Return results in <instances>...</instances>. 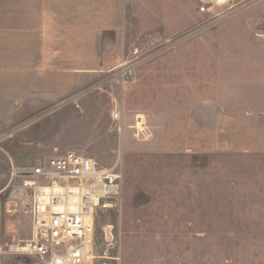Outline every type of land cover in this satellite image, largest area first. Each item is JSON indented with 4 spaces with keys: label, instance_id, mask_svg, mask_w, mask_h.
<instances>
[{
    "label": "rangeland",
    "instance_id": "rangeland-1",
    "mask_svg": "<svg viewBox=\"0 0 264 264\" xmlns=\"http://www.w3.org/2000/svg\"><path fill=\"white\" fill-rule=\"evenodd\" d=\"M197 3L202 5L201 0ZM239 12L217 24L206 14L170 40L158 32L134 31L122 60L135 50L144 59L133 83L115 79L119 64L56 103L24 105L22 133L0 143V188L9 178L10 158L17 168H27L54 156L56 149L61 154L76 151L108 166L120 156L123 195L115 211L98 212L96 255H103L105 228L113 233L111 264L257 261L264 254V155L203 151L179 114L180 102L194 90L184 87L181 66L194 63L196 49L211 47L207 36L229 25ZM116 101L124 107L126 125L136 113L146 116L150 141L135 140L128 129L119 135L111 118ZM6 264L33 262L11 258Z\"/></svg>",
    "mask_w": 264,
    "mask_h": 264
},
{
    "label": "crops",
    "instance_id": "crops-1",
    "mask_svg": "<svg viewBox=\"0 0 264 264\" xmlns=\"http://www.w3.org/2000/svg\"><path fill=\"white\" fill-rule=\"evenodd\" d=\"M170 1L0 0V143L22 133L27 103H56L114 70L134 31L170 40L204 16L197 0ZM241 12L207 36L211 47L196 49L194 63L181 66L184 87L194 90L180 102L179 114L203 151L264 155V1ZM15 168L10 158L0 188V246L14 227L4 191ZM25 220L20 237L30 234ZM11 258L21 257L0 255V264ZM251 260L264 264V254Z\"/></svg>",
    "mask_w": 264,
    "mask_h": 264
},
{
    "label": "built area",
    "instance_id": "built-area-1",
    "mask_svg": "<svg viewBox=\"0 0 264 264\" xmlns=\"http://www.w3.org/2000/svg\"><path fill=\"white\" fill-rule=\"evenodd\" d=\"M201 1L199 11L211 14L212 24L251 4L248 0ZM143 60L135 50L114 71L115 79L123 85L133 83ZM111 118L120 136L128 129L139 142L152 139L143 114L136 113L133 123L126 125L119 101ZM120 162L119 156L115 164L108 166L76 151L61 154L56 149L54 156L34 166L15 168L4 191V211L13 219L14 227L9 241L0 246V255L21 257L33 264H95L96 260L111 264L113 233L104 228L103 255H96V231L99 210L115 211L122 199L124 174ZM25 219L30 223V234L20 237L19 228H23Z\"/></svg>",
    "mask_w": 264,
    "mask_h": 264
},
{
    "label": "bare ground",
    "instance_id": "bare-ground-1",
    "mask_svg": "<svg viewBox=\"0 0 264 264\" xmlns=\"http://www.w3.org/2000/svg\"><path fill=\"white\" fill-rule=\"evenodd\" d=\"M91 264V263H90Z\"/></svg>",
    "mask_w": 264,
    "mask_h": 264
}]
</instances>
